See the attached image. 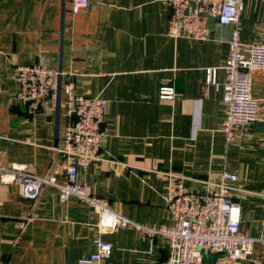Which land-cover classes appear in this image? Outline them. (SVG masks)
<instances>
[{
  "label": "crops",
  "instance_id": "crops-1",
  "mask_svg": "<svg viewBox=\"0 0 264 264\" xmlns=\"http://www.w3.org/2000/svg\"><path fill=\"white\" fill-rule=\"evenodd\" d=\"M243 1L242 41L264 44V0ZM170 18L166 0H89L77 13L72 0H0L3 165L49 174L73 113L64 87L31 113L17 98V67L61 69L63 86L73 83L75 94L109 101L101 159L79 171L81 181L116 212L162 229L174 224L164 198L170 173L204 189L205 181L233 171L240 176L233 196L242 207L241 231L255 239L254 252L249 260H227L205 250L201 264H264V73L252 72L253 96L263 101L258 120L248 136L228 142L220 129L223 90L208 97L204 91L207 68L218 67L224 80L234 25L215 23L208 40L193 41L170 37ZM163 86L173 87L175 97H161ZM52 177L64 181L59 152ZM58 193L57 185L46 184L34 210L35 199L0 177V264H78L96 251L99 239L113 244L102 264H168L164 233L103 231L93 208L77 196L63 203Z\"/></svg>",
  "mask_w": 264,
  "mask_h": 264
},
{
  "label": "built area",
  "instance_id": "built-area-1",
  "mask_svg": "<svg viewBox=\"0 0 264 264\" xmlns=\"http://www.w3.org/2000/svg\"><path fill=\"white\" fill-rule=\"evenodd\" d=\"M171 13L168 35L193 41L209 39V16L220 25H234L230 39V51L221 67L224 80H219L218 67L207 68L206 97L211 90H223L224 113L220 129L228 142L248 136L250 126L258 120L262 100L252 93L254 70L264 73V44H246L242 41L241 13L243 0H166ZM89 0H72L74 13L86 8ZM64 72L44 63L19 65L16 82L17 98L26 103L31 113L41 109L44 101L59 91L60 78ZM66 103L73 113L63 130L61 145L57 148L62 159L64 181L57 182L53 175L47 179L22 166H4L0 154V177L2 182L18 183L22 196L34 200L44 184L59 188V200L67 202L72 196L93 208L98 214V227L103 230L134 228L141 234L164 233L170 242L168 264H201L202 249L222 253L227 260H249L254 252L255 239L241 231L242 207L234 198L240 176L223 170L216 181L207 180L204 189L187 185V177L169 174L164 198L174 224L170 228L157 229L148 224L135 222L111 206L109 199L96 194L93 186L79 179V171L101 159L102 125L109 113V101L103 97H90L74 93L73 83L63 86ZM163 98H174L175 89L163 86ZM0 200V218L2 216ZM24 228L25 223H17ZM113 253V244L99 239L97 249L78 264H102Z\"/></svg>",
  "mask_w": 264,
  "mask_h": 264
},
{
  "label": "water",
  "instance_id": "water-1",
  "mask_svg": "<svg viewBox=\"0 0 264 264\" xmlns=\"http://www.w3.org/2000/svg\"><path fill=\"white\" fill-rule=\"evenodd\" d=\"M208 22H209V27L212 28V27L215 26L216 19H215L213 16H209ZM60 70H61V69H60ZM61 92H62V76H61V78H60V85H59V91H58V93L61 94ZM55 144H56V146L58 147V142H57V141H56ZM57 159H58V151L55 153L54 163H53V165H52V168H51L49 174L46 176L47 179H49V178L52 176V174H53V172H54V170H55V167H56V165H57ZM45 186H46V184L43 185V187H42V189L40 190L38 196H37L36 199L34 200V210H35V208H36V206H37V204H38V202H39V200H40L42 190H43V188H44ZM202 250H203V252H205V249H202Z\"/></svg>",
  "mask_w": 264,
  "mask_h": 264
},
{
  "label": "rangeland",
  "instance_id": "rangeland-1",
  "mask_svg": "<svg viewBox=\"0 0 264 264\" xmlns=\"http://www.w3.org/2000/svg\"><path fill=\"white\" fill-rule=\"evenodd\" d=\"M206 252V251H205ZM208 252V251H207ZM204 253V252H203Z\"/></svg>",
  "mask_w": 264,
  "mask_h": 264
}]
</instances>
